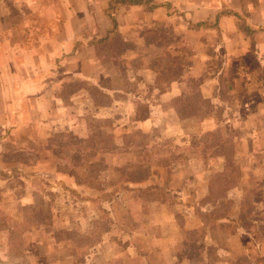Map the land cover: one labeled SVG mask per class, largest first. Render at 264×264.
Here are the masks:
<instances>
[{"label":"rangeland","instance_id":"obj_1","mask_svg":"<svg viewBox=\"0 0 264 264\" xmlns=\"http://www.w3.org/2000/svg\"><path fill=\"white\" fill-rule=\"evenodd\" d=\"M43 1L0 0L2 46L30 38L31 23L48 27ZM169 1L173 10L191 9L192 25L204 19L213 23L216 13L227 9L257 32L246 34L234 17L222 21L219 34L194 26L186 30L183 18H168L165 11L154 17L124 8L118 14L121 32L100 45L104 65L90 69L85 41L100 28L105 35L109 21L101 14H62L65 53L82 39L80 53L64 69L81 67L84 76L115 78L118 90L122 86L133 94H117L111 110H95L84 101L90 90L68 76L43 103L31 94L16 103L31 125L22 127L13 111L15 128L0 144V264L10 261L9 229L16 222L27 223L23 240L30 264H264V0ZM12 27L18 30L9 32ZM136 39L157 49L138 57ZM10 50L0 49V56ZM37 50L41 57L44 48ZM123 52L132 56L126 67ZM110 58L116 60L107 65ZM153 70L162 79L157 91ZM171 79L176 93L179 84L207 97L195 107L203 104L210 112L219 91L221 108L230 105L221 138L208 135L213 119L187 110L186 99L179 98L183 112L174 123L167 104ZM9 86V78L0 80L8 92L4 104L10 101ZM160 91L167 95L160 97ZM155 103L160 124L152 127L150 121L142 128L141 122L154 117ZM158 185H167L163 194L140 190ZM107 194H118L127 207L111 206Z\"/></svg>","mask_w":264,"mask_h":264},{"label":"crops","instance_id":"obj_2","mask_svg":"<svg viewBox=\"0 0 264 264\" xmlns=\"http://www.w3.org/2000/svg\"><path fill=\"white\" fill-rule=\"evenodd\" d=\"M34 1V0H29ZM67 0H44L42 3L41 7V15L46 17V20L44 21L45 23L48 24L47 28H42V25H40L39 22L31 23L30 27L26 29L27 36L30 38H26L23 40H18L15 44V46L11 45H6L2 46L3 43H0V49L4 50L5 48H11V50L7 53H3L4 56H0V80L2 82L3 79L9 78L10 79V86H9V91H10V100L9 103L4 104V90L0 88V112L3 110L4 111V118L0 119V127H3L5 129V133H0V144H3L6 136H10L11 132L15 128V126L12 124L11 118L9 117L10 113H13V111L19 115L17 119H21V126L24 124H30L31 122L25 123L24 119L21 118L20 116V110L16 107V103L20 102L21 98L24 96H27L28 94H31L32 97L38 98L41 103H43V99H49L51 95V91L54 90L55 88L63 87V85L67 82L68 78L73 76L74 78L81 80L82 83L85 85L84 87L90 90L89 93H85L88 96L85 97V103L88 105L92 106L95 110H101V109H112L114 107V102L118 100L117 97L119 94L122 96L125 95L126 97H131L132 92L124 89V87H119V90L117 89V86L115 84L116 79L112 77H107L105 79L97 77L95 72H92L90 76H84V71L80 67V69L75 70V71H68L64 69V64L66 61H72L75 58H77V55L80 53L79 47L82 46V43L80 40L81 38L76 39L73 43V50L71 53H65L66 46L68 45V41H66V37H62V32L65 31V20H60V16H64V14H68L70 16H78V17H84L86 15L88 16H98L97 14H101L104 16V18L109 21L110 25L106 29V34L100 35V32L102 31V28L99 29L98 35L94 37L93 39H86L85 45L88 46V50L91 53L90 59H87L86 65L90 66V69L93 67L97 66H103L104 62L101 60V44L105 43L108 39L109 36L112 33H117L119 34V31L121 32V26L120 22L118 20V14L119 12L124 9V8H129L131 10H142L144 13H149L151 16H157L161 12L165 11L168 14H174L173 16H178L180 18H183V21L185 23H188V26L186 30H192L194 27H200L203 29H216L219 34L220 32V27L221 23L224 19H228L231 17L236 18L239 20L238 26L241 28L243 31L244 29L242 28V25L245 24L246 26L250 27L252 30H255L251 25H248L240 15H238V12L230 11L227 9H224L222 11H219L216 13L215 16V22H209L208 19H204L205 21H201L195 25L192 21L189 20V16H191L193 13L190 11L191 9H187L188 11H176L172 9L171 6V1L165 0H145L144 3H139V4H131V3H126L124 5L118 6L115 8L113 11V16L111 17L109 15V10H110V0H73L72 3H70ZM139 13V12H138ZM1 14V13H0ZM84 14V16L82 15ZM172 16V17H173ZM170 18V16H168ZM114 21H116V25L114 24ZM240 22L242 24H240ZM205 25V26H204ZM209 25H217L215 27H211ZM194 26V27H193ZM130 28H133L130 26ZM13 30H18L14 29L13 27L9 29V32H12ZM124 28H122V31ZM128 30V29H127ZM23 31V30H22ZM245 32V31H244ZM257 32V31H256ZM255 32V33H256ZM66 33V32H65ZM246 33V32H245ZM247 34V33H246ZM254 35V34H253ZM123 36L128 40L126 42L130 43V37L128 33H124ZM251 36V35H250ZM124 38V40H125ZM134 50L138 53V57L144 56L146 53H152L155 52L157 49L154 45H152L150 42H145L142 41L141 39H136L134 41ZM179 45V44H178ZM176 46V45H175ZM191 47H194L192 44L190 45ZM39 48H44L43 55L40 57V51L37 50ZM59 49V53L56 54L48 50V49ZM146 48V49H145ZM149 48V49H147ZM178 48H182L181 44L178 46ZM177 48V49H178ZM184 55V53L182 54ZM21 56H25L27 58H22ZM81 56V55H80ZM39 58L42 60L40 61ZM120 58L125 59L123 61L124 67H126V64H129L130 56L129 53L123 52L120 55ZM116 59L111 61L108 60L107 65H111L112 62H114ZM81 62L85 63L83 58H81ZM41 64V65H39ZM109 69V68H108ZM111 69V68H110ZM83 72H82V71ZM147 69H144L145 71ZM154 73H156V77L154 79V87L153 89H156V85H161L162 79L159 77V73H157L156 70H153ZM159 72V71H158ZM141 74V72L139 73ZM69 76V77H68ZM141 78V77H140ZM138 77V80H140ZM143 81V79L141 78ZM186 84L189 83V80L186 79ZM221 77L218 79V84L220 83ZM170 87L167 90L168 95L170 96L169 102L167 103L169 105V109L171 111H174L175 113V118H174V123L176 121V118L179 116L180 113H182V110H179L178 106L180 104L181 99H186L187 100V105L190 106L188 107L187 110L190 111H197L199 112L203 110V115L202 120H206L208 118H212L215 124V128L211 131L208 132V135L211 132H214L216 130H220L219 133L223 135V128L228 126L227 124L229 121H227V116L226 114L228 113V110H230V105L229 103H226L224 105V108H221V103L219 96V91L217 90L216 94L213 95L212 99H215L214 102L216 103V108L213 109V112L209 111L208 107H204L202 104L201 107H195L196 102H204L207 97L203 96L202 93L194 94L191 92H188L186 87H179V92H177V88L174 82V79H171L170 81ZM168 82V83H169ZM21 88H27V91H20ZM186 89V90H185ZM86 90V89H85ZM86 90V91H88ZM95 91V92H91ZM165 91V90H164ZM160 91V97L162 95H167L166 92ZM118 94V95H117ZM159 94V93H158ZM97 95L98 97L103 98L105 101H101L99 99H95ZM49 97V98H48ZM117 98V99H116ZM7 99V98H6ZM37 100V99H36ZM12 102L14 106H12ZM84 103V102H83ZM7 104L9 107H7ZM174 104V105H173ZM19 105V104H18ZM17 105V106H18ZM173 105V106H172ZM220 106V107H219ZM154 109V117H151L150 119L147 118L143 122H141V127L144 128L146 126V123L152 122L151 126H158L161 122V118L156 117V114L160 115L161 110L158 109L159 107L154 105H151ZM18 109V110H17ZM222 110L225 112V116L223 119H219L217 117L216 111ZM209 113V115H208ZM212 114H214L212 116ZM206 116V117H205ZM10 118V119H9ZM19 119V121H20ZM14 121V120H13ZM15 124V123H14ZM19 124V123H18ZM18 126L17 127H21ZM23 127V126H22ZM167 127L169 129L172 128L171 123L167 124ZM12 129V130H11ZM145 131V130H144ZM149 132V131H145ZM225 135V133H224ZM160 186V185H158ZM17 223V222H16ZM15 223V224H16ZM13 227V226H12ZM12 227H10V232ZM8 248H9V240H8ZM8 255V252H7Z\"/></svg>","mask_w":264,"mask_h":264},{"label":"trees","instance_id":"obj_3","mask_svg":"<svg viewBox=\"0 0 264 264\" xmlns=\"http://www.w3.org/2000/svg\"><path fill=\"white\" fill-rule=\"evenodd\" d=\"M145 0H110V10H109V15L112 17L113 16V11L115 8L118 6L124 5L126 3H131V4H139V3H144ZM114 24L116 25V21H114ZM205 26V25H204ZM211 27H215L217 25H209ZM242 28L248 35H253L255 34V30H252L250 27L246 26L245 24L242 25ZM203 113V110L200 111ZM217 117L221 120L225 116V112L222 110L216 111ZM227 118V117H226ZM220 130H216L214 132L210 133V136H219L220 138L222 135L219 133ZM191 178V177H190ZM189 180V178H186L185 180L182 181V184L185 185V182ZM167 185L163 186H155V187H149L147 189H140L142 191H154L156 190L157 192L163 194L166 190ZM165 187V188H164ZM104 197L107 199V201L111 204V206H116V205H122V207H127L125 199H123L121 196L119 197L118 194H107L104 195ZM207 198L204 199L201 203V205H205ZM127 213L130 214L129 211ZM123 221V219H122ZM124 222V221H123ZM27 223H16L13 225L10 235H9V248H8V258L9 262L5 263L3 261L2 264H30L29 258H28V252L25 246V242L23 240V233L25 232V227ZM125 225V224H124ZM126 226V225H125ZM127 228V227H125Z\"/></svg>","mask_w":264,"mask_h":264}]
</instances>
